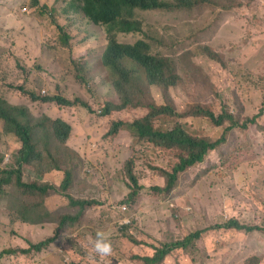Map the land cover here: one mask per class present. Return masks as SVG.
Segmentation results:
<instances>
[{
	"label": "rangeland",
	"instance_id": "rangeland-1",
	"mask_svg": "<svg viewBox=\"0 0 264 264\" xmlns=\"http://www.w3.org/2000/svg\"><path fill=\"white\" fill-rule=\"evenodd\" d=\"M24 1L0 3L13 15L25 10ZM50 1L71 37L68 45L60 41L54 27L42 23L33 0H28L26 25L4 30L0 26V38L4 31L11 34L4 40V53L0 52V96L23 94L11 98L20 106L28 103L31 107L22 121L32 128L38 157L33 173H12L8 184L4 178L9 173L0 171V264L36 260L37 264H143L134 255H152L155 250L150 244L183 239L196 230H203L196 245L190 250L175 249L163 264H250V257L256 254L264 260V232L224 228L232 217L264 225V112L257 123L235 128L222 148L183 172L174 190L157 189L166 183L164 173L179 161L178 151L140 140L126 128L112 133L109 149H101L104 141L100 143V139H109L113 122L134 121L148 113L151 103L170 102L167 90L144 84L142 105L104 114L107 103H121L102 60L105 28L89 21L74 0ZM138 16L144 31L120 34L119 40L146 39L153 53L174 60L181 79L169 89V98L178 111L186 113L180 123L189 132L216 138L230 125L229 121L217 125L209 117L197 115L191 111L197 105L216 115L232 113L241 124L263 109L264 0H195L191 8L138 11ZM20 88L40 98L59 92L74 101L89 102L92 109L77 103L48 110L53 103L35 100ZM43 89L46 94L41 93ZM48 113L64 114L72 122L71 134H77L73 141L81 144H69L86 154V162L78 161L54 135ZM3 124L0 120V126ZM155 125L163 129L175 126L174 120L165 117L157 118ZM79 167L80 176L87 177L86 188L95 192L100 204L88 207L78 221L67 222L58 239L46 248L51 262L46 261L45 253L34 254L28 261V252L22 253L20 247L30 248L31 242L53 235L63 225V213L79 210L71 205L69 195L77 199L91 195L75 186L50 188L40 196L36 190H22L17 177L41 186L50 184L40 182L42 179L61 184L66 171H71L73 182ZM131 167L136 168L142 186L135 202L128 198L134 187ZM15 222L26 230L24 239L15 237L19 234ZM69 244L71 255L64 250Z\"/></svg>",
	"mask_w": 264,
	"mask_h": 264
},
{
	"label": "trees",
	"instance_id": "trees-1",
	"mask_svg": "<svg viewBox=\"0 0 264 264\" xmlns=\"http://www.w3.org/2000/svg\"><path fill=\"white\" fill-rule=\"evenodd\" d=\"M83 11L87 19L95 24H100L105 27L108 32V26L112 28L121 26L123 29L130 30L134 28L133 23L119 19L122 11L130 10L136 6L139 7H154L158 5L157 0H81ZM108 43L102 53V60L104 65L109 69L114 77V84L117 88V92L121 96L120 104L107 103L105 105L104 114H111L113 109H125L129 106H139L144 103V96L146 90L144 84L150 86H160L167 90V96L170 102L158 104L151 103L149 105L148 113L137 118L134 121L126 122L124 120H117L113 122L112 127L108 130L111 136L112 133L117 131L121 126H125L130 129L135 137H139L140 140H145L155 144L158 147H163L170 150H176L179 152V161L173 166L171 171L164 173V183L162 187L156 186L161 191L171 192L178 186L180 175L190 169L191 167L204 162L211 151L219 150L227 143L229 136L235 128H248L249 125L257 123L259 117L264 112L263 109L254 117H249L242 124L236 120L232 113L225 112L220 115H216L211 109L197 105L195 108H191V111H195L197 115L209 117L215 124L223 125L226 122H230L223 133L216 138H210L205 136H198L189 132V130L180 122L186 115L185 112L177 110L174 103L169 98V89L175 87L180 83V75L176 70L174 60L163 54H153L150 50L149 44L139 39L135 43H120L112 41L108 34ZM133 67L134 69L130 68ZM60 98V97H59ZM84 105L92 109L89 102L85 101ZM25 112L20 111L16 116L12 118L8 116L9 123L17 125V130L21 136L24 146L28 151L33 152L35 149L34 143L31 141L32 128L24 123L20 116H23ZM159 117L170 118L174 120L175 126L171 129H163L156 127L155 120ZM56 122H54L55 124ZM71 127L67 123L64 124L62 130L59 132L55 128L57 136L61 140H66L70 134ZM65 142V141H62ZM111 143V142H110ZM110 145V144H109ZM74 156L79 160H84L82 155L78 152L67 148ZM35 151V150H34ZM85 162V161H84ZM82 167H79V176L72 182L71 171H66V176L61 186L64 189L73 188L78 186L81 190L87 191L86 180L87 177H81L80 171ZM131 173V187L128 198L135 202L138 198L139 190L142 186L138 183L139 178L136 168H130ZM28 185L30 191L36 190L42 196L50 188H58L57 186H48L50 184L39 185L32 183ZM24 186L25 184L22 183ZM131 186V185H130ZM69 190V189H68ZM71 196V195H70ZM73 197V196H71ZM130 199V200H131ZM73 204H81L83 209L92 205L100 204L99 200L94 197L88 198H72ZM79 217L74 216L72 221H78ZM126 230L130 227L124 226ZM225 229H237L244 230L246 232L262 231L264 232V225L249 224L240 221L237 217H232L224 224ZM203 230H196L183 239L174 240L171 242L162 241L160 244H150L154 248L152 255H139L135 254L134 257L143 261V264H163L167 255L173 252L177 248H183L190 250L192 245H196V240L200 239ZM59 235V231L51 238H47L37 243L31 242L30 248H22L20 251L26 253L28 251L39 250L42 246L52 242ZM106 242V240H105ZM136 243H144L142 240H136ZM107 243V242H106ZM263 256L253 255L249 259L250 264H260Z\"/></svg>",
	"mask_w": 264,
	"mask_h": 264
},
{
	"label": "clouds",
	"instance_id": "clouds-1",
	"mask_svg": "<svg viewBox=\"0 0 264 264\" xmlns=\"http://www.w3.org/2000/svg\"><path fill=\"white\" fill-rule=\"evenodd\" d=\"M157 1H158V5L154 6V7H146L145 8V7L136 6L130 10L122 11L119 19L133 23L134 28L130 29V30H126V29H123L121 26H116V27L112 28V30H111L108 26V32L105 29V31L107 33V37L109 34L110 39L112 41H116V42H120V43H127V42H122L119 40L120 34H132V33L143 32L144 31V22L138 16V11H148V10H156V9H169L170 10V9H175V8H191L195 4V0H174V1L157 0ZM74 2H77L80 4L81 11L85 15L83 8H82L81 0H74ZM52 4H53V2H51L50 0H33L32 7L35 8V13L42 20V23L44 25L54 27L55 30L57 31L58 35H59L60 41L64 45H68L71 37L68 34V32L66 31L64 25L59 21L58 13H57L56 9L54 7H50ZM22 6L25 8V10L23 12H20L18 14L9 15L7 13L8 9L6 8V6L4 4L0 3V26L3 30L5 28H11V27L17 26V25H26L28 23V8L30 7V4H28V0L24 1L22 3ZM85 17H86V15H85ZM9 37H11V34L6 33L4 31V36L2 38H0V52L4 53V51H5L4 40L6 38H9ZM142 40L146 41L149 44L150 50L153 53L151 43L148 42L146 39H142ZM135 42H132V43H135ZM107 43H108V39H107ZM153 54H155V53H153ZM155 55H157V54H155ZM130 68L134 69L133 67H130ZM112 84H113L114 88L117 89L115 84H114V77L113 76H112ZM20 90L22 92H26L27 94L31 95V97L34 98L35 100H43L45 103H53L52 105L48 106V110L53 109V107L58 108L60 106H75L77 103H80L84 109H87V107L84 105L85 100L77 99L74 101L69 97L63 96L59 92H57L54 96H48V97L40 98L39 95L34 93V92L28 93L24 88H20ZM41 93L46 94L47 89H43L41 91ZM13 95L17 96V97H24L23 94L18 93V92H8V94H4V97L0 96V120L4 122V124L2 126H0V171H5V172L9 173L8 177L4 178L5 184H8L11 181L9 178H11L12 173H25L27 171H31L33 173L35 171V168H36V161L35 160L38 159L37 154L34 151L35 149H33V152H30L24 146V142H23L21 136L19 135L20 134L19 131L17 130V125H13V124L9 123V121H8L9 120L8 116H11L10 118H12L14 115L17 116L20 113V111L25 112V114L23 115V116H25L28 114V108L31 110V107L30 106L28 107V103H24L23 104L24 106H20V103L14 101L11 98V96H13ZM23 116H20L21 119ZM47 116H48L47 117L48 120L52 124V129L55 133L54 134L55 136H57L55 128L58 129V131L60 132L65 123L70 125V127H71L70 134L68 135V138L66 140H61L58 136L57 137L59 138L60 141H65V142H62V144L66 148L72 149L76 152H81L69 144V143L81 144L79 141L78 142L73 141V138L77 134H71V131L73 128L72 122L68 118H66L64 116V114L54 115L52 113H48ZM54 122H56V123L54 124ZM122 128L128 129L125 126H121L117 131H119ZM30 134H31V141H32V143H34L32 133L30 132ZM101 141H104V144L101 146V149L103 151H104V147H107L109 149V147H110L109 144L111 142L110 139L107 140V139L101 138L100 143H101ZM82 157H83L84 161L86 162V157H84V156H82ZM12 165H15V167H10ZM32 168H34V169H32ZM17 182H18L19 187L22 190H28L29 189L28 185H33L32 183H34V182H28V180H24L20 176L17 177ZM40 182L50 183V185L57 186L58 188L62 184V183L61 184H55V183L49 182L48 179H42V180H40ZM22 183H24L25 185L23 186ZM47 192H48V190H47ZM45 193L42 196H44ZM87 195H91L90 197H94L95 192L92 189H88ZM69 197H70L71 205L72 206H78L79 210L75 213H63V217H62L63 225L62 226L59 225L57 228H55L53 230L54 234L47 237V238L54 237L56 235L57 231H59V234H61V232L66 227L68 221H72V218L74 216H77V215L80 218V216L88 208L87 207L86 209H83L81 204H73L72 198H74V197H71L70 195H69ZM85 198H88V197L86 196ZM126 208H127V205H124L122 207V209H124V210H126ZM32 211H34V213H36V214L38 213L36 210H32ZM19 220L22 221V219H19ZM24 221L28 222V219L25 218ZM15 225L18 227V228H16V231L19 233V234H16L15 237L20 238V239H24L23 236L25 235L26 230L24 228H22L21 225H17V222H15ZM24 225H26V223H24L23 226ZM58 236L52 242L42 246L39 250H36V252L33 250L28 251V261L30 260L31 256L34 254L45 253V257H47L46 261L48 263L51 262V258H49L48 254H46V250H47L46 248L51 243L55 242L58 239ZM47 238H45V239H47ZM45 239H42V240H45ZM98 239H100L102 242H105V239L100 237V236H98ZM42 240H40V241H42ZM40 241H38V242H40ZM74 241H77L78 244L80 245V247H83L81 240L75 239ZM32 243H34V242H32ZM88 243H89V241L86 242V244H88ZM20 248L22 249V248H27V247L21 246ZM70 249H71L70 244L66 248H64V250L67 251L69 253V255H71ZM12 253H17V251L12 250ZM22 253H24V252H22ZM102 261H104L103 258H101V262ZM105 262H107V261H105ZM37 263H38V261L36 260L30 264H37Z\"/></svg>",
	"mask_w": 264,
	"mask_h": 264
},
{
	"label": "crops",
	"instance_id": "crops-1",
	"mask_svg": "<svg viewBox=\"0 0 264 264\" xmlns=\"http://www.w3.org/2000/svg\"><path fill=\"white\" fill-rule=\"evenodd\" d=\"M109 139H110V141H111V136L109 135ZM79 154H81L82 156H84V157H86V154L84 153V152H78ZM86 175V174H85ZM87 176V175H86ZM260 264H264V260H262L261 262H260Z\"/></svg>",
	"mask_w": 264,
	"mask_h": 264
}]
</instances>
